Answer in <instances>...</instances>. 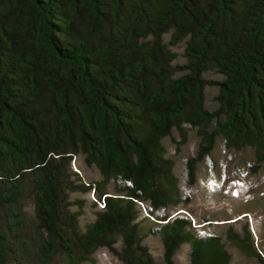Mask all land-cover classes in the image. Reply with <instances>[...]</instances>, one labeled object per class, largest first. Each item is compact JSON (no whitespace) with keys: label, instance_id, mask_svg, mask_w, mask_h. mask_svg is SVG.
<instances>
[{"label":"trees","instance_id":"trees-1","mask_svg":"<svg viewBox=\"0 0 264 264\" xmlns=\"http://www.w3.org/2000/svg\"><path fill=\"white\" fill-rule=\"evenodd\" d=\"M187 128L191 178L218 139L264 158V0H0V264H157L151 234L162 264L185 243L189 264H230L229 243L264 264L248 226L199 236L157 213L187 200L164 144Z\"/></svg>","mask_w":264,"mask_h":264},{"label":"rangeland","instance_id":"rangeland-1","mask_svg":"<svg viewBox=\"0 0 264 264\" xmlns=\"http://www.w3.org/2000/svg\"><path fill=\"white\" fill-rule=\"evenodd\" d=\"M177 54L176 63L183 64L184 43L174 46ZM209 77L219 78L216 74ZM217 88L207 89V104L215 106ZM164 144L169 156L175 161V172L180 179L183 197L187 200L178 207L157 212L159 215L187 217L192 223L193 231L199 235L219 234L224 236L229 226L240 234L248 226L257 248L264 250V158L260 159L254 149L243 151L228 150L222 139L217 140L211 155L199 161L194 178H191L189 159L197 155L199 137L196 130L187 128L186 136L174 132L165 138ZM86 181L99 179L96 168L87 167L82 158L76 161ZM215 178L214 182L210 178ZM74 197L86 201V214L82 223L92 221L98 209L95 206L94 191L76 193ZM146 243L150 246L157 264L163 263L164 248L157 235H149ZM232 255L230 264H258V262L244 253L239 247L230 244ZM175 259L181 264L190 263V246L183 244ZM87 264H123L107 248L99 249L93 261Z\"/></svg>","mask_w":264,"mask_h":264},{"label":"clouds","instance_id":"clouds-1","mask_svg":"<svg viewBox=\"0 0 264 264\" xmlns=\"http://www.w3.org/2000/svg\"><path fill=\"white\" fill-rule=\"evenodd\" d=\"M214 180H215V178H212V177L210 178V181H213L214 182Z\"/></svg>","mask_w":264,"mask_h":264}]
</instances>
